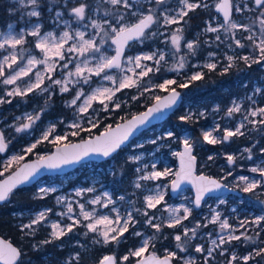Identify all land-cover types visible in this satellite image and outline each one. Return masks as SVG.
<instances>
[{
    "label": "snow or ice",
    "instance_id": "6c2138e0",
    "mask_svg": "<svg viewBox=\"0 0 264 264\" xmlns=\"http://www.w3.org/2000/svg\"><path fill=\"white\" fill-rule=\"evenodd\" d=\"M16 2L19 5L17 10H26L21 15L22 20L24 15L29 18L41 17L42 13L38 10L41 8V0H16ZM252 2L255 6L254 9L249 8L247 4L243 7L234 5L233 0H219L215 4V9L222 13L223 23L213 27L211 23L206 22L207 27L204 29L206 33L223 31L225 34H230L232 43L227 45L230 49L233 44L236 49H250L248 54L244 55L225 54L227 64L222 67L221 75L226 74L241 61L247 67H251L253 64L264 66V0H252ZM51 4L59 5L60 0H51ZM168 4L169 0H98L93 4L81 2L69 9V15L74 17L78 23V27L75 29L68 21L63 20V12L56 11L53 18L54 23L57 28L61 23L64 25V30L59 33L56 31L42 33V26L39 23L32 25L31 28H21L18 31L14 24L9 23L5 30H0V85L3 86L0 89L3 92V95H0V105L12 104L10 98L20 97L23 99L30 94L35 95L37 93L45 97V105H47L58 89L61 94H73L72 99L67 101V106L75 111L73 122L67 125L71 131L57 134V125H49L47 129L42 131L39 138L22 150L23 154L11 156L4 165L5 172L13 164L23 160L26 155L33 154L38 145L44 142L52 144L55 148L51 155H38L36 161L25 164L23 168L12 172L7 179L0 181V202L9 201L10 197L15 194V190L30 182L42 168L58 169L62 165L77 163L90 154L109 157L116 153L137 128L150 122V118H154L157 114L177 103L180 93L176 91L175 87H172L173 85L179 88H187L191 82L204 79L205 73L201 70L188 76L185 83L177 84L176 79H164L162 83H155L151 86L144 84L145 78H149L150 74L154 76L162 71L181 72L186 67L187 55L194 56L196 54L200 45L199 40L185 41L183 47L187 49V53L178 55L182 51L181 42L184 40V28L182 26L172 29L171 36L165 41L170 40L173 49L168 55L173 58L178 56L171 67L164 68L168 61L165 52L162 50L137 55L126 54V49L131 47L130 42L144 43L146 40L155 38L158 34L163 35L162 32H159V28L168 29L172 25H181V22L186 24L185 18L189 17L190 13L200 8L208 10L210 7L205 0H177L175 8L171 6L161 8V6ZM63 6L67 7V0H64ZM100 9L104 10L103 18H93ZM246 9L258 13L250 23H240L233 20V10L243 12ZM49 11H52L51 6ZM129 18H134V22H129ZM86 20L87 23H81ZM156 26L158 28L153 30ZM234 30L248 33L243 37V40L250 43L245 44L241 39L236 38ZM29 36L34 38V48L39 50L40 58L27 51L25 46L30 43L27 39ZM225 38L227 39L228 36L226 35ZM215 40L224 43L220 35H216ZM109 41L111 45L115 46L114 55L105 53L104 45L108 44ZM204 43L209 44L210 42L205 40ZM208 55L215 57L216 53L209 52ZM219 63L218 60L209 61L200 67L212 72L217 70ZM37 65H42V70L37 69ZM192 67H197V65H192ZM34 69L37 70L34 72ZM94 77L99 78L101 82H109L111 86L100 83L93 88L92 85L96 83ZM84 86H88V92H85ZM131 89H136L138 93L131 96L134 101H138L141 96L156 89L168 92L169 95L165 97L152 96L154 103L147 111L138 116H133L131 120L118 124L115 128L108 125L99 135L82 139L79 143H72L69 140V137L79 136L82 132L91 133L92 129L99 127L100 121L96 118L99 112L120 109L121 101L117 97V93ZM256 94L264 97V90L259 87L255 88L253 95H248L246 98L249 102L247 107L244 103L232 101L231 106L227 107L225 111V116L228 119H233L239 114L241 117L239 122L234 127H224L223 129L217 123L213 129L202 132L203 142L216 145L228 142L233 138L243 137L246 132H264V106L258 105L254 99ZM94 103H98L102 107L95 109ZM214 111L219 112L220 108L217 106ZM44 112L45 108L40 107L39 111H34L33 114L15 117V122L9 127L13 128L17 134L28 133L41 119ZM199 115L204 116L205 113L200 112ZM22 119L23 122L21 123ZM179 119L187 122L192 119V116H181ZM221 131L222 135H215ZM174 136L175 133L173 132L166 133V137L169 139ZM152 143L155 144L156 141L153 140ZM10 144L11 139L6 132L0 131V153H5ZM182 145L183 151L174 153L180 159L179 171L172 173L168 168H164L162 171L157 170L155 163L151 165V171H147L149 167L147 164L143 166V169H136L137 173L142 174L138 176L134 187L143 189L147 193L143 195V208L133 206L131 211L121 214L115 206V201L105 192L103 196L98 195L87 200V204L99 205L101 208H109V205H112L110 212L114 213V216L102 214L95 207L88 210L85 203L75 201L79 208L77 213L73 207V202L68 201L67 197L60 196L57 197V204H63L65 211L56 213L60 217L59 220L50 221L49 213L53 210L44 209L31 217L29 223L20 225L21 231L27 230L26 235H34L38 226L48 224L51 231L48 238L41 241V244H50L62 240L69 233L75 232L78 227L85 229L83 232L85 237L89 233L94 234L92 237L94 244L119 245L122 240L127 239L125 233L142 238L139 247L129 248L128 254L119 258L115 254L105 255L99 264H125V262H130L131 258H136V264H173V261L177 259L183 260V264H197L195 257L185 259L178 256L176 251L165 249L166 254L163 257L158 256L155 251H150V248L155 247L154 242L159 239L156 234L162 233L165 227L182 228V233L173 237L176 241V249L181 253H186L189 247H194L195 253L201 254L203 264H211L217 252L219 256L224 257L229 249L223 246H230L233 241H240L242 237L243 240L255 245L261 231H264V215L251 220H241L239 228H243L245 231L237 235L235 233L239 231V228L230 224L227 218L222 219L221 213L216 210H212L208 223L218 224L220 231L217 233L216 239H211V247L205 248L202 244L190 245V241L197 237V229L208 225L198 223L193 228L185 227L183 221L188 220L192 215V208L184 205L179 208L166 206L165 185L156 184L155 187H149L141 183L142 181L157 182L174 175L175 179H172L170 184L172 191L175 192L182 182L188 181L193 184L196 190L193 201L196 208L201 206L205 194L227 187L221 180L205 175L195 176L197 158L193 154L194 142L190 138H185L182 140ZM244 152L248 153L247 159L251 160L252 149L245 148ZM261 152L264 153V148L261 149ZM129 159L137 162L141 157L133 156ZM213 159V156L208 157V160ZM226 160L229 166H233L236 164L237 157L229 154L226 155ZM250 171L257 173L260 179L239 176L240 183L237 184V187L244 193H254L257 189L264 187V161L251 167ZM0 175H3V172H0ZM227 175H232V173L229 172ZM223 179H227V176ZM55 191V188L41 187L38 198L43 199L45 195ZM94 191V188L77 189L75 196L82 197L84 194ZM119 199L123 201L125 198L121 196ZM66 201L68 202L66 203ZM129 203L133 202L129 201ZM220 203H224V201H220ZM162 204L165 205L164 210L169 213L166 219L157 217L155 214H149L148 209H157ZM138 215L145 218L144 224L155 230L153 235L145 236L144 233L136 230V225L139 223ZM65 218L70 223H63ZM157 220L160 222H155ZM249 226H253L256 238L247 234ZM208 235L211 236V233ZM164 238L167 239V237ZM260 244L264 245V240H260ZM33 247L37 246L34 245ZM21 256V250L0 240V261H3V264H19ZM80 256L79 252L74 253L65 261V264H79ZM240 262L242 264H250V262L251 264H264V246L252 247L246 255H238L232 251L226 260V264H240Z\"/></svg>",
    "mask_w": 264,
    "mask_h": 264
},
{
    "label": "rangeland",
    "instance_id": "374dc122",
    "mask_svg": "<svg viewBox=\"0 0 264 264\" xmlns=\"http://www.w3.org/2000/svg\"><path fill=\"white\" fill-rule=\"evenodd\" d=\"M209 5L212 6V16H209L207 18H204L198 27L191 29V35H188L187 32L189 30V22L190 17L185 18V20H189L188 23L184 24V22H181V25H172L168 29L159 28V32H162L163 35H157L155 38L146 40L144 43L135 42L131 45V47L128 50L127 55H137L141 53H149L152 51H158L162 50L166 54L167 64L164 65V68L171 67L175 62L176 59H178V56L176 58H173L168 55L171 51H173L170 40L166 41V38L171 36L172 29L176 27L182 26L184 28L183 36L184 40H182V51L178 55H183L187 53V49L183 47V44L185 41H192V40H199L200 45L196 50V54L193 55H187V63L185 69L181 70V72H171V74L164 75L160 78L158 81L150 82L146 86H151L155 83H162L164 79H176L177 84L185 83L187 82V77L190 76L192 73L196 71H201L202 66L204 63L212 61L215 62L218 60L220 63L218 66H220V69L222 70V67L227 64V60L225 59V54L227 55H233V54H240L244 55L247 53H242L241 51L243 49H236L234 44L233 47L230 49L227 47L229 43H232L230 34H225L223 31L219 33H206L204 29L207 27V23H211L213 27L218 26L219 24L223 23V16L215 11V4L219 2V0H206ZM210 1V2H209ZM81 2H87L90 4L98 2V0H67V7L63 6L64 0L60 2L59 5H52L51 0H41V8L38 9L41 11L42 15L40 18L32 17L29 18L26 15H24L23 20L21 19V15L26 11L24 9H19V5L17 4L16 0H0V11L6 9L7 14L10 15L9 21L3 26L0 24V30H5L6 26L11 23L15 25L16 30L18 31L21 28H31L32 25L39 23L41 27V32H49V31H56L59 33L60 31L64 30L63 23L60 24L59 28H57V25L54 23L53 18L55 16L56 11L63 12V20L68 21L72 28L75 29L78 27V23L75 20L74 17L69 15V9ZM177 0H169V4L165 6H161V8L166 6H171L175 8L177 4H175ZM4 4L6 5L4 8ZM234 5H240L243 7L245 4L248 5L249 8L254 9V3L252 0H233ZM61 5V6H60ZM52 7V11H49V7ZM5 11V10H4ZM103 9H100V11L93 17L95 19H102L103 18ZM258 13L255 11H248L247 9L243 12H236L234 10L233 14V20L240 22V23H250L255 16ZM88 21H84L81 23H87ZM129 22H134V18H129ZM158 26L154 27L153 30H156ZM83 30V29H81ZM258 32V26L256 28ZM236 33V38L241 39L242 42L245 44H248L250 42L243 40V37L248 35V33H245L241 30H234ZM216 35H220L221 39L224 41V43H220L215 40ZM226 35L228 38L226 39ZM189 36V37H188ZM28 41L30 42L28 45H26V49L28 52H31L32 55H36L38 58H40L41 54L39 53V50H36L34 48V38L27 37ZM207 40L210 43L205 44L204 41ZM114 45H111V42L109 41L108 44L104 45V50L107 55H114ZM214 52L216 53L215 57H209L208 53ZM245 52V51H244ZM151 63V62H147ZM192 65H197V67L192 69ZM71 67V66H70ZM262 68L264 66L261 65ZM42 65H37V69L42 70ZM37 69H34L35 72ZM170 72V71H166ZM152 76L150 74V77L148 78L150 80ZM264 77V74H263ZM96 83L92 85V87L98 86V84L103 83L106 86H111L109 82L103 81L101 82L99 78H93ZM147 79V78H146ZM147 79V80H148ZM47 83V81H46ZM145 84V81H144ZM172 87H177L176 85H173ZM261 88L264 90V85H253L251 89L246 91L243 95L234 96L230 102L229 105H225L222 108L217 104L211 105L210 109H206L205 105L202 104H191L189 102H185V113L186 116H200V112H204L205 115L201 116V118H208L209 123L204 126L203 131L211 130L215 127V125L218 123L221 126V129L224 127H234L235 124L239 122L241 117L239 114L233 119H228L225 116V111L227 107L231 106L232 101H236L237 103H244L245 107L248 106L249 102L247 101L248 95H253L255 88ZM3 86L0 85V89H2ZM85 92L89 91L88 86H84ZM182 90V89H181ZM134 91H137L136 89L131 90H124L121 93H117V97L121 101V108H124L125 111L119 114L116 122L113 120H105L108 116H113L115 111H109V112H99L98 116L96 117L99 119L100 124H102L103 120L105 122L102 124V130H104L108 125H114L115 123L124 120L129 117L128 114L132 112V115L137 113L134 112V109L132 108V105L135 103L134 100L131 99L132 95H136L137 93H134ZM3 93V92H2ZM165 91L161 90H153L152 92L146 93L145 97H148V99L151 100V102H154L152 100V96H161L164 94ZM58 94V98H60L61 95L67 94L68 97L65 98L63 101V105L66 108V111H69V117L66 118L65 116H59L54 118H46L45 120V112L49 111L50 109V102L45 105V97L41 96L39 93L32 95L30 94L28 97L25 98H18L21 100L19 103L15 104H7V106L0 105V131H5L6 134L11 139V144L9 145V148L6 150L3 157L0 158L1 162V169L0 172H3L2 176L7 175L10 173L13 169H15L22 161L34 157H38V155H47L52 150L51 149H44L46 147L45 145H48L50 143L44 142L34 150L33 154H28L25 156L23 160H21L19 163L13 164L7 172L4 171V165L7 163V161L11 158L12 155H18L23 154V149L27 147L30 143L34 142L35 139L39 138L42 131L47 129L49 125L55 124L57 125V134H64L65 132L71 131L67 127L68 124L72 123L75 117V111L73 108H69L67 106V101L72 99L73 94L59 93L58 89L53 94V96ZM3 95V94H1ZM52 96V97H53ZM262 98L261 95L256 94L254 95V99L257 101L258 105L264 106V103L259 104L260 99ZM12 99V98H10ZM14 101V99H12ZM30 101H33L32 107H28V103ZM22 103V104H20ZM79 103V102H78ZM147 101H143L142 104H147ZM220 108L219 112L214 111L216 107ZM40 107L45 108V112L41 115V119L36 122V125L33 129L29 130L28 133H15L14 129L9 127V125H12L15 122V117H23L25 114H33L34 111H39ZM93 107L95 109H100L102 106L98 103H94ZM112 106L110 105V108ZM120 108V109H121ZM20 109V111H19ZM18 110V111H17ZM92 111L91 109L89 110ZM6 115V116H5ZM131 116V115H130ZM61 121H63V124H61ZM23 122V119L20 121ZM87 127V125H85ZM176 128H174V127ZM251 126L249 125V128ZM101 130V131H102ZM173 132L175 133V136L171 139L166 137V133ZM252 132V131H251ZM99 133L94 131V129L91 130V133L88 132H82L79 136L76 137H69L70 141L79 140L88 136H93L94 134ZM254 136L248 137L252 141L246 145L239 146L238 148L233 149H227L228 145H230L231 141L237 138H233L232 140L219 144L223 149L222 150H216L209 152L207 148L202 143H199L196 136L194 135L193 131L186 127L184 124H181L179 122H167V123H161L159 125H156L155 127H152L148 129L145 133H141L138 137H136L134 140H132L127 146L120 149L115 155L112 157L103 160V161H87L75 169L64 173V174H57V175H47L41 178L38 182H36L35 185V197H38V192L41 187L45 188H55L56 191L53 193H49L44 196L43 199L45 200H51V203H42L37 208H34L33 210H22L15 212L14 215L20 217V225L29 223V219L33 217L37 212L42 211L44 209H52L53 211L49 213L50 221H57L60 219L59 216L56 215V213L65 211V206L63 204H57V197H67L68 201L73 202V207L75 211L78 213L79 208L75 201H79L80 203H85L86 208L88 210H91L93 207H95L100 213L107 214L110 216H114V213L110 212V209L112 205H109V208H101L99 205H88L87 200L94 198L95 196H103V193H108L109 196L115 201V206L120 210L121 214H126V211H131L133 206L136 208H143V195L147 194L143 191V189H136L134 187L135 182L139 175L142 173H137L136 169L141 168L143 169V166L145 164L149 165L147 171H151V165L153 163L156 164L157 170H163L164 168H168L171 170L172 173L177 172L178 169V163H177V156L174 155V153L179 152L181 150L182 140L185 138H190L194 142V147L197 149V155H199V164L197 171L204 172L206 174H209L211 176H215L219 178L220 180L224 181L226 184L231 185L233 187H237V184L240 183L238 180L239 176H248L249 178H255L260 179L259 175L257 173H252L250 171V168L255 166L256 164H259L261 161H264V153L261 152V149L264 148V142L261 141V137L264 136V132L254 131ZM222 131L215 133V135H222ZM163 137V138H161ZM155 140L156 143H152V141ZM52 145V144H51ZM53 147V145H52ZM245 148H251L252 149V159H247L248 153L244 152ZM234 155L237 157L236 164L233 166H229L226 160V155ZM133 156H140L141 159L137 162H133L130 160V157ZM209 156H213V160H208ZM131 165L132 171L134 174L130 178H125V182L121 180V168L123 165ZM119 165L121 166L119 168ZM119 169V170H118ZM118 170V173H117ZM229 172L232 173V175H227ZM225 176H227V179H223ZM173 176H169L167 178H163L160 181L157 182H141L142 184H146L149 187H155L156 184H162L166 186V195H165V202L166 206L179 208L181 205L188 206L192 208V215L189 217L188 220L183 221V225L187 228H193L198 223L200 225L207 224V227H200L197 229V237L190 241V245L194 246L196 244H202L205 248L211 247V239L217 238V233H219V226L209 224L208 221L211 218L212 210L219 211L221 213V218H227L229 220V223L232 224L235 228H239V222L244 219L251 220L257 216L264 215V188L257 189L254 193H247V196L244 198H238L234 194H226L223 196H216V197H210L208 198L203 206L200 209H195L193 201H194V194L193 190L191 188H186L182 190L180 195L178 197H172L169 190H170V181L174 179ZM127 179V180H126ZM86 188H94L95 191L92 193H86L82 197H76L75 191L77 189H86ZM238 188V187H237ZM123 196L125 199L122 201L119 198ZM44 200V201H45ZM66 201V203L68 202ZM129 201L133 203H129ZM220 201H224V203H220ZM165 205L162 204L161 206H158L157 209H148L149 214H155L157 217H160L162 219H166L169 215L167 211L164 210ZM23 217H25L23 219ZM137 219L139 223L136 225V230L144 233L145 236H151L155 232L154 229L149 228L146 224H144V217L143 216H137ZM19 222V220H18ZM155 222H160L159 220ZM63 223L67 224L70 223L66 218L63 220ZM49 228V233L51 231V228L48 226V224H45ZM85 229L83 227H78L75 232L69 233L67 236L63 237L65 241L67 242V246L71 247L69 251V255L64 259L61 260V262L54 261L49 258L47 264H65V261L68 260L74 253L79 252L80 254L82 251H87L92 249L93 247H100L105 246L109 247L108 251L103 252L102 256L107 255L109 252H113L118 258L122 257L123 255L128 254V250L126 252H122L121 254H118V247L119 245L116 244H110V245H104V244H94L92 242V237L94 234L89 233L87 237L83 235V232ZM245 229L239 228V231L235 234L239 235L240 232H244ZM27 230L25 231V233ZM182 228H167L165 227L162 231V233H157L156 235L159 237L154 243L155 247L150 248V251H155L156 254L165 255V249L168 251H176L178 253V256L183 257L185 259L189 257H195L197 259V264H203V258L201 254L195 253L194 247H189L188 252L181 255L179 253V250L176 249L175 244L176 241L174 240V235L181 234ZM211 233V236L208 234ZM247 234L250 236L255 237V231L253 230V226H249L247 229ZM125 236L127 237V240L130 243L129 248L139 247L141 237H135L132 235H129L128 233H125ZM164 237H167L165 239ZM125 240H122L124 242ZM260 240H264V231H261L260 237L257 238V243L255 245H252L249 241L243 240V237L240 241H233L232 244L224 245L223 247L228 248L229 252L225 253L224 257L219 256L218 252L215 255V259L211 261V264H226L227 258L230 256L232 251H235L238 255H246L249 251H251L252 247H258V246H264L260 244ZM128 248V249H129ZM193 248V249H191ZM147 254V253H146ZM87 256V253L86 255ZM81 258V256H80ZM134 260L136 258H133ZM259 259V258H257ZM133 260V261H134ZM130 262H125V264H130ZM177 264H183V260L177 259ZM80 263V262H79ZM176 264V263H175ZM242 264V262H240ZM251 264V262H250Z\"/></svg>",
    "mask_w": 264,
    "mask_h": 264
},
{
    "label": "trees",
    "instance_id": "16d2710c",
    "mask_svg": "<svg viewBox=\"0 0 264 264\" xmlns=\"http://www.w3.org/2000/svg\"><path fill=\"white\" fill-rule=\"evenodd\" d=\"M62 0H60L61 2ZM71 2V0H69ZM4 4V8H5ZM61 6V5H60ZM5 10V11H4ZM0 11V24L5 25L7 21L10 19V15L7 14V10L4 9ZM201 14L198 12L194 16V23L195 27H198L199 24L202 21ZM191 17V15H190ZM250 50L249 48L243 49V51ZM252 67V66H251ZM242 61L239 62L235 67L230 69L226 74L221 75V69L220 66L217 67L216 71L209 72L208 69L205 70V76L204 79L199 81H193L189 84V87L187 88H180L183 91V94L185 96V99L187 102L191 104H202L206 106V109H210L211 105L217 103L221 108L225 105H229L232 98L234 96L240 95L243 93L242 87L237 84V78L242 73ZM246 68V67H245ZM171 74V72L162 71L160 73H156L154 76L151 77L150 80L145 78V85H148L150 82L158 81L161 77L164 75ZM252 86H247L245 88L251 89ZM134 93H137V91H134ZM3 94L2 91H0V95ZM138 94V93H137ZM69 95L64 94L61 95L60 98H58V94L53 96L50 101V109L49 111L45 112L46 118H54L59 116H65L66 118L69 117V111H66L65 106L63 105V101L66 97ZM19 97L12 98V105L15 103H19L21 100L18 99ZM143 101H147V104H151V100L148 99V97L141 96V98L138 101H135V103L132 105V108L134 109V112H139L141 110H144L148 105L142 104ZM264 103V97L260 99L259 104ZM22 104V103H20ZM33 101H30L27 105L28 107H32ZM3 106H7V104H3ZM18 111V110H17ZM20 111V109H19ZM125 111L124 108L117 109L114 112L113 116H108L105 118V120H113L116 122L118 116L120 113ZM129 116L132 115V112L128 114ZM6 116V115H5ZM181 116H186L185 113V104H182L174 113L169 116L164 123L167 122H179L181 124H184L186 127L191 129L196 136L199 143H202L209 152L216 151V150H222L223 148L219 145H209L205 142H203L202 138V132L205 125L209 123L208 118H201V116H192V119L184 122L181 121L179 118ZM103 120L102 124L105 122ZM102 124L99 125V127L95 128L94 131L100 132L102 129ZM174 127V126H173ZM176 128V127H174ZM148 129H145L142 131V133H145ZM254 131L252 132H246L245 136L239 137L237 139H234L231 141L230 145H228L227 149H233L238 148L239 146L246 145L252 141L248 137L254 136ZM264 137V136H262ZM44 149H53L51 144L45 145ZM4 154H0V158L3 157ZM121 166L119 165V168ZM1 162H0V169H1ZM119 170V169H118ZM117 170V173H118ZM134 172L132 171L131 165H123L121 168V180L125 182V178H130ZM126 176V177H125ZM1 177V176H0ZM127 180V179H126ZM35 185L27 186L18 188L15 190V194L10 197L9 201L1 203L0 204V234L10 237L14 243L20 246L22 250V256L19 260V264H47L48 259L50 258L53 262H61V260H64L68 255L71 247L67 246V242L64 238L62 240L54 241L50 244H41V241L45 240L49 236V228L46 225L38 226V230L34 235H26L25 231L22 232L20 229V217L14 215L15 212L22 211V210H33L34 208H37L42 203H51V200H45L36 198L35 195ZM45 200V201H44ZM25 217H23L24 219ZM36 245L37 247H33ZM130 247V243L125 240L124 242H121L118 247V254H121L122 252H126L128 248ZM109 247L100 246V247H93L90 250L82 251L80 263L79 264H94L96 261H98L100 258H102V254L105 251H108ZM193 249V248H191ZM87 256H84L86 255ZM181 255L184 253L179 252ZM134 259L131 258L130 261H133ZM175 263L177 264L176 260Z\"/></svg>",
    "mask_w": 264,
    "mask_h": 264
},
{
    "label": "water",
    "instance_id": "95a60500",
    "mask_svg": "<svg viewBox=\"0 0 264 264\" xmlns=\"http://www.w3.org/2000/svg\"><path fill=\"white\" fill-rule=\"evenodd\" d=\"M233 13H234V10H233ZM233 13H232V17H233ZM221 14H222V13H221ZM132 43H134V42H130V44H132ZM129 48H130V47H129ZM129 48L126 49V54H127L128 50H129ZM175 88H176V87H175ZM176 91H178V92L180 93V97H179L177 103H176L173 107H171V108H169V109H165L162 113L157 114L154 118H150V122H148V123H146L145 125L140 126L139 128H137V129L133 132V134L129 137L128 141H126L125 144L122 145L120 149H122V148H124L125 146H127L132 140H134L136 137H138V136L142 133V131H144L145 129L150 128V127H152V126H154V125H157V124H161L162 122H164L169 116H171L172 113H174V112H175V111H176V110L182 105V103H183V101H184V100H183V93H182V91H181L179 88H176ZM168 95H169V93H168V92H165L164 94L161 95V97H165V96H168ZM153 103H154V102H152L150 105H148L144 110H141V111H139V112H137V113H135V114L129 116L128 118H126V119H124V120H121V121L115 123L114 125H112V127L115 128L118 124L126 123L127 121L131 120L133 116H138V115H140L141 113L147 111V109H148L149 107H151ZM104 130H105V129H104ZM104 130L100 131L99 133L94 134V135L91 136V137H94V136H96V135H99V134H100L101 132H103ZM88 138H90V136L85 137V138H82V139H88ZM82 139L74 140V141H71V142H72V143H79ZM120 149H118L117 152H118ZM54 151H55V148L53 147L52 151H51L50 153H48L47 155H51ZM180 151H183V145H181V150H180ZM180 151H179V152H180ZM117 152H116V153H117ZM116 153H113V154H112L111 156H109V157H103V156L98 155V154H90L88 157L82 159L81 161H79V162H77V163H72V164L62 165V166H61L60 168H58V169L42 168V169L40 170L39 174L36 175V176H35L30 182H28V183H26V184H23V185L19 186V188L27 187V186H32V185H34L36 182H38L41 178H43L44 176H47V175H57V174L59 175V174L67 173V172H69V171L75 169L76 167H78L79 165H81V164H83V163H85V162H87V161H92V160H95V161H103V160H106V159L112 157L113 155H115ZM193 154H194V155L196 156V158H197L196 168H195V173H194L195 176L205 175V176H209V177H211V178H213V179L220 180L219 178H217V177H215V176H211V175L206 174V173H204V172H200V173H199V172L197 171L198 163H199V157H198V155H197V153H196V149H195V147H194V153H193ZM37 158H38V157H34V158H30V159H26V160L22 161V162H21V163L15 168V169H13L10 173H8V174L5 175V176L0 177V181H2V180H4V179H7V177H8L12 172L17 171V170H19L20 168H23V166H24L25 164H30V163L36 161ZM177 163H178V169H177V171H179V169H180V159H179V157H177ZM174 179H175V177H174ZM221 181H222V180H221ZM222 183L225 184V182H223V181H222ZM225 185H227L226 188H222V189H220V190L212 191V192H209V193L205 194L204 199H203L202 202H201V206H200L199 208H196V207L194 206L195 209H200V208L203 206V204H204V202L206 201V199L209 198V197H212V196H223V195H226V194L231 193V192H234V193H240L238 189L233 188V187L229 186L228 184H225ZM186 188H191V189L193 190L194 199H195V195H196L195 187L193 186L192 183H190V182H188V181H184V182H182L181 185H180V187H179V189H177L175 192L172 191V189H171V185H170V190H169V192H170V194H171L172 197H178V196L180 195V193L182 192V190H184V189H186ZM1 203H4V202H0V204H1ZM0 240H3V241H5V242L11 244L13 247H16L17 249L21 250L20 246L17 245L16 243H14V241H13L10 237H6V236L0 234ZM21 251H22V250H21ZM112 254H114V253H113V252H109L107 255H112ZM146 255H147V254H146ZM157 255H158V256H161V257L164 256V255H161V254H157ZM102 258H103V257H102ZM102 258H100V259H99L98 261H96L94 264H99V261H100ZM20 259H21V257L19 258V260H20ZM0 264H3V261H0ZM130 264H136V259H135L134 261H132ZM173 264H175V261H173Z\"/></svg>",
    "mask_w": 264,
    "mask_h": 264
},
{
    "label": "flooded vegetation",
    "instance_id": "af4514ba",
    "mask_svg": "<svg viewBox=\"0 0 264 264\" xmlns=\"http://www.w3.org/2000/svg\"><path fill=\"white\" fill-rule=\"evenodd\" d=\"M205 2L207 3V1L205 0ZM210 2V1H209ZM175 4H177V2L175 3ZM210 7H209V9L208 10H205V9H203V8H200V9H197L195 12H192V13H190L189 14V17H190V15H191V17H190V22H189V20L187 21V23L189 22V27H188V29L187 30H189L188 32H187V34L188 35H191V29H193V27L194 28H196L195 27V23H194V16H195V14L196 13H200L201 15V17H202V20L204 19V18H207V17H209V16H212L213 15V13H212V6L211 5H209ZM215 11H216V9H215ZM217 12V11H216ZM221 14V13H220ZM234 14V13H233ZM222 15V14H221ZM223 16V15H222ZM186 18H188V17H186ZM201 22H203V21H201ZM186 26H188L187 24H186ZM189 37V36H188ZM135 43V42H134ZM134 43H132V44H134ZM131 44V45H132ZM250 50H247V51H243V53H247L248 54V52H249ZM128 53V52H127ZM246 67V68H245ZM193 68H195V67H192V69ZM202 69V71L203 72H205V70H207L206 68H201ZM241 70H242V73L240 74V76L237 78V84L238 85H240L241 87H242V91H243V93H242V95L244 94V93H246V91H248L249 89H247V88H245V87H247V86H253V85H264V77H263V74H264V68H262L261 67V65H256V64H253L252 65V67H247L243 62H242V68H241ZM180 89V88H179ZM181 90V89H180ZM182 91V90H181ZM182 93H183V91H182ZM241 95V94H240ZM237 96H239V95H237ZM183 103L182 104H185V102H187V100L185 99V96H184V94H183ZM157 125H159V124H157ZM156 125H154V126H152V127H155ZM152 127H150V128H152ZM150 128H147V129H150ZM261 139V141L262 142H264V137H261L260 138ZM196 149V148H195ZM197 150V149H196ZM196 153H197V151H196ZM198 154V153H197ZM198 157H199V155H198ZM199 160H200V158H199ZM199 164V163H198ZM224 182V181H223ZM226 184V183H225ZM229 186H231V185H229ZM231 187H233V186H231ZM233 188H236V189H238L239 190V192L240 193H234V192H231V194H234L235 196H237L238 198H244V197H246L247 196V193H244V192H242V191H240V189L239 188H237V187H233ZM262 188V187H261ZM264 188V187H263ZM228 194H230V193H228ZM212 197H216V196H212ZM210 198V197H209ZM208 199V198H207ZM206 199V200H207ZM19 222H20V220H19Z\"/></svg>",
    "mask_w": 264,
    "mask_h": 264
}]
</instances>
